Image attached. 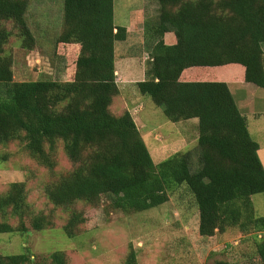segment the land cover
Instances as JSON below:
<instances>
[{
    "label": "trees",
    "instance_id": "16d2710c",
    "mask_svg": "<svg viewBox=\"0 0 264 264\" xmlns=\"http://www.w3.org/2000/svg\"><path fill=\"white\" fill-rule=\"evenodd\" d=\"M31 1L0 0V145L20 142L49 171L44 196L52 209L34 210L24 183L9 184L0 194V234L52 229L58 210L66 215L64 235L74 239L88 207L141 213L185 193L201 238L229 230L251 236L264 264V218L251 201L264 193V168L228 88L264 89V0H157L145 27L144 79L134 87L171 123L196 120L197 138L195 148L156 164L130 112L111 110L120 94L115 46L127 37L114 25V0H62L53 52L67 80L16 82L10 48L20 43L31 52L36 45ZM58 144L70 164L61 173ZM0 264H68V257L54 252L33 263L26 254L0 255ZM124 264H137L133 250Z\"/></svg>",
    "mask_w": 264,
    "mask_h": 264
},
{
    "label": "rangeland",
    "instance_id": "374dc122",
    "mask_svg": "<svg viewBox=\"0 0 264 264\" xmlns=\"http://www.w3.org/2000/svg\"><path fill=\"white\" fill-rule=\"evenodd\" d=\"M62 4V0L31 1L27 20L36 45L31 52L23 50L20 43L10 48L14 81L67 80L64 60L53 52L62 26ZM157 10V0H114V25L124 27L127 37L115 46L120 94L111 108L113 113L128 110L132 114L155 164L175 152L193 148L197 138L196 120L171 123L161 108L134 87L144 79L148 59L146 21L152 20ZM228 88L240 114L247 119L253 141L259 145L258 157L264 168V89L246 83H230ZM55 160L56 173L70 168L61 144L57 145ZM49 180V171L31 159L20 142L0 145V194L9 184L21 182L34 210H50L44 196ZM183 195H173L164 205L141 213L88 207L84 210L86 222L74 239L64 235L66 215L57 210L52 229H30L23 235L0 234V255L26 254L36 263L51 253L64 252L68 264H124L128 252L133 250L137 264H259L253 255L251 236L229 230L201 238L192 200L188 194ZM251 201L255 216L264 218V193L252 196Z\"/></svg>",
    "mask_w": 264,
    "mask_h": 264
},
{
    "label": "crops",
    "instance_id": "0c3cea01",
    "mask_svg": "<svg viewBox=\"0 0 264 264\" xmlns=\"http://www.w3.org/2000/svg\"><path fill=\"white\" fill-rule=\"evenodd\" d=\"M115 75H117V71L115 72ZM116 82H117V79H116ZM131 116H132V114H131Z\"/></svg>",
    "mask_w": 264,
    "mask_h": 264
}]
</instances>
